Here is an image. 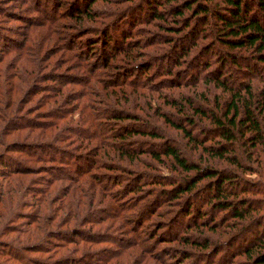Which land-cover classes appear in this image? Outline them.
Listing matches in <instances>:
<instances>
[{"label": "trees", "instance_id": "obj_1", "mask_svg": "<svg viewBox=\"0 0 264 264\" xmlns=\"http://www.w3.org/2000/svg\"><path fill=\"white\" fill-rule=\"evenodd\" d=\"M80 1L83 3L79 4ZM96 1L58 0L59 7L66 5L65 10L53 14L54 19L68 18L67 22L57 26L71 29L78 23L79 26L90 24L96 28V32L90 31L94 37L78 36L85 38L80 42L81 47L88 44L87 48L91 49L99 45L97 53H88L95 55L92 60L84 50L77 54L81 66L92 67L93 72L83 77L74 94V90L65 88L67 84L61 83L44 96L46 104L62 105L55 112H49L48 120L35 121L21 116L18 118L20 126L14 124L9 134L28 128L51 135L53 143H26L20 151L30 154L33 159L46 158L58 163L51 170V176L56 180L67 178L79 182L74 188L77 204L66 207V217L76 216L74 209L79 211V206L84 205L82 198L86 186L91 199L97 194V189L94 190L97 186L93 187V183L86 179L84 183L83 176L88 175V170L78 167L77 160H86L87 169L97 167L113 173L119 169L111 162L119 157L129 166L127 171L133 178L127 176L122 186L125 197L155 195L152 201L156 210H151L150 216H161L162 204L168 205L167 211L175 207L169 217L170 228L178 224L179 231L154 233L148 239L150 241L145 242L134 230L137 226L139 232L141 216L135 220V226L126 228V231L131 230L128 233L134 238L127 240L119 252L112 253L114 261L111 262L109 256L104 260L103 255L102 262L96 264H152L147 249L154 246L150 242L155 235L158 243L182 245L178 248L179 256L176 255V258L181 257L180 263L191 259L197 251L198 255H209V261L218 256L212 264H233L237 257L245 258L244 262L237 264H264V0H140V6L146 5L148 10L145 12L151 20L148 16V19L141 18L139 23L164 31L158 35L161 46H168L162 48L164 52L160 57L164 55L163 60L147 56L146 51L153 47L150 41L130 40L139 32L135 26L142 15L141 9L138 17L132 19L129 10L120 13H115L116 10L94 11L90 7ZM110 12L113 13L111 18ZM121 22L133 24L126 29ZM111 30L118 31L119 37L112 35ZM57 31L52 26L42 36L47 38L46 35L56 34L57 37ZM133 31L137 32L132 34ZM109 44L110 50L107 49ZM35 51V55L32 53L27 58L31 63L34 61V66L22 65L18 70L16 63L21 61L17 60L13 78L11 74L6 76L3 85L7 86L9 98L12 93L21 91L20 85L13 84L18 72L23 77L28 72L31 80L34 74L38 79L35 68H38L36 56L40 54L38 48ZM3 58L5 56L0 57V61ZM144 61L150 62L144 65ZM132 63L135 70H140L139 73L143 70L146 74L127 73V68L134 69L129 66ZM154 65L156 67L152 68ZM113 68L117 75L126 77L114 82L101 78V74L108 71V75ZM234 73L239 77L237 81ZM152 76H157L158 81L167 77L156 85L163 84L161 87L167 89L156 90ZM85 79L88 82L84 84ZM21 93L25 95L26 91ZM102 97L109 98L113 106L106 110L98 107ZM128 103L132 108L123 107ZM76 111L80 112L78 119L74 118ZM143 113L151 119L140 122ZM6 115V122L10 123L12 119L7 112ZM131 120L134 122L124 123ZM108 125L110 129L106 131ZM126 140L138 143L139 147L127 145ZM63 142L67 147H75L76 151L92 152L94 157L66 152L57 144ZM47 152L55 153L48 155ZM0 155L1 163L6 154L3 151ZM74 163L76 173L71 170ZM143 169H148L145 170L147 173ZM9 170L13 171V176L25 173L23 171L28 168L21 164L18 169ZM203 206H209L206 214L201 210ZM155 224L159 225L158 230L163 228L160 221ZM11 243L17 242L11 240ZM3 249L13 251L9 243ZM14 257L21 258L16 253ZM23 260L27 264L65 263L64 260L63 263H54L28 257ZM219 260L223 262L218 263ZM160 262L163 264L162 260Z\"/></svg>", "mask_w": 264, "mask_h": 264}, {"label": "rangeland", "instance_id": "obj_2", "mask_svg": "<svg viewBox=\"0 0 264 264\" xmlns=\"http://www.w3.org/2000/svg\"><path fill=\"white\" fill-rule=\"evenodd\" d=\"M75 1L72 0V2ZM82 3L83 1L79 2V4ZM65 6L59 7L58 0H0V57L5 56V59L3 58V61H0V142L2 143V145L0 144V153L4 151V155L6 154L5 156L3 155V161L0 163V230H2L0 233V264H27L23 260L25 257L45 260L44 262L63 263L65 261L64 264H67L71 259L75 260L69 264L101 263L103 255L104 260L108 256L111 258L112 253L115 252L114 254H116L119 252L122 249L121 247L124 248L127 244V240L130 241V238H134V235L128 233L131 230L126 231V228L135 226V220H139L141 216L143 220L138 224L140 227L139 232L137 226L134 227V230H137L136 234L139 235L138 237L144 239L145 242L150 241L148 239L154 233L165 234L169 233V230L171 232H177L180 229V225L178 224L175 226L172 225L173 227L170 228L172 222L171 220L169 221V217L175 207H171L167 211L168 205L162 204L160 210V212H163L162 215L159 217L158 215L150 216L151 210H156L154 202L152 201L155 195L132 194L130 198L125 197V194L121 192L122 186L127 181V176L132 180L133 178H131V173L128 174L127 170L129 166L126 162L119 160V157H115L113 162H111L119 169V171L113 173L106 172L103 168L98 169L97 167L87 169L86 160L79 161L76 159L79 162L77 163L78 167L83 171L88 170V175L86 177L84 175L83 180L85 181L86 179L92 182L93 187L97 186L94 188V190L97 189V194L91 199L89 197L90 191L87 190L88 186L84 185L86 186L84 190L85 196L82 198L84 205L79 206V211L78 209L72 208L76 211V216L68 215L66 217L68 210L66 207H69L71 204H77V195L74 194L76 193L74 188L79 182L74 183L67 178L56 180V178L51 176V170L58 163L46 160V158L43 160L33 159L30 154L20 151L21 146L26 143L35 145L38 143H53V140L50 138L51 135L48 133L42 134L41 131L36 129L28 130V128L23 129V131H21L22 129L20 131L16 130L9 134V129L14 124L20 126V120L18 118L21 116L35 121L48 120L47 118L49 117L47 115L50 114L49 112H55L56 108L58 107L60 109L62 105L50 106V104H46L44 96L61 83L67 84L65 88L68 91L74 90V94L81 86L83 77L89 76L93 72L92 67L89 68L87 65L81 66L77 54H80L79 51L82 52L84 50V54L92 60L95 58V55H88V53L89 51L97 53L100 49L98 47L99 45H95V47L90 49L87 48V44V47L82 46V48L80 42L85 38L84 36H78L85 34L86 36H92L93 33L90 31L94 30L96 32V28L93 29L94 26L90 24L79 26L78 23L76 25L73 24L74 28L71 29L62 25L57 26L58 24L64 23V21H68V18L65 19L63 17L62 19H57L55 17L54 19L53 16L56 12L64 11ZM90 8L99 13L107 11L115 12V10V13H120L123 10H129V13L133 15L132 19L138 17L141 9L142 15L140 19L138 17L136 21L138 24L135 26L139 32L133 31L132 33L137 32L138 35H132L133 37L130 40L150 41L153 47L146 52L149 54L147 56L151 57L153 55L154 59L159 58L160 54L164 52L162 48L168 47H162L158 37V35L164 34L163 30L161 31L158 27L147 23H139L141 18L146 17L148 19L149 16L145 12V10H148L146 5L143 4L140 6V0H98ZM169 16L170 14L167 15V17ZM109 17H113V13ZM149 17V20H151V16ZM52 21L57 24H54ZM121 24L125 26L124 28L128 29L133 23L121 22ZM52 26L58 30L57 37L55 36L56 34L46 35L47 38L43 37L42 34ZM111 33L116 38L119 37L118 31L111 30ZM111 33L109 32L108 34L111 35ZM95 35L97 37L99 36L96 33ZM55 37L56 41L53 43L52 40ZM110 45L107 47L108 50H110ZM37 48L38 55L40 54L36 56L38 59V68H35L36 75L39 76L38 79L34 74L32 75L33 80H31L27 76L28 72L24 77L18 72L17 77L13 80V84L20 85L21 91L12 93L9 98L7 86L3 85L7 80L6 76L11 74L10 77L13 78L12 74L16 70L14 62L17 60L21 61L20 63H16L18 70H21L22 65L34 66V61L31 63V60L29 62L27 58L32 53L35 55ZM157 48L162 51L158 52L159 50ZM162 56L160 58L163 60L164 55ZM149 62L144 61L143 64L147 65ZM133 64L129 66L132 67ZM155 67L156 65L152 68ZM132 68L134 69L127 68L128 71L126 72L129 74L135 73V75L140 72V70H135V67ZM114 70L115 68L111 69L108 75V71L104 72V75L101 74V78L106 79L108 82H114L117 79L123 80L126 77L124 75L122 76V74H118L120 75L118 76ZM183 73L182 75L186 76ZM139 74L142 76L146 72L141 70ZM236 75H234L235 81L239 78ZM164 78L167 77H161L158 81L157 76H152V84L156 86ZM86 82H88V79H85L84 84ZM160 85L162 86L163 84ZM164 85H167L166 82H164ZM123 86L125 87L126 85ZM161 86H156V90L167 89ZM134 87L135 85H133ZM22 90L26 91L25 95L21 93ZM127 91H131V89L127 88ZM73 94L71 95L73 96ZM22 97L24 98L21 100ZM100 103L101 105L98 107L105 108L104 110L113 106V102L105 97ZM152 103H154V100ZM123 107L132 108V105L128 103L123 105ZM6 112L9 114L10 120L12 119L10 123L9 121L6 122ZM79 113V111H76L74 118L78 119ZM150 119V117L143 113L140 122H147ZM104 122H107V120L104 119ZM133 122L131 120L125 121L124 123L129 124ZM115 124L111 126L113 127ZM4 126L6 127L4 128ZM5 129H7V133ZM107 129H110L109 125L105 127L106 131ZM126 143L135 148L139 147L138 143L131 142V140H126ZM57 144L59 145L58 147H62L66 152L69 150L72 153L77 152L78 156H81L79 154L82 153L87 158L94 157L92 152L87 150L76 151L75 147L71 145L67 147V144L64 142ZM5 145H7L6 148ZM51 153L54 154L55 152H49L48 155ZM56 154L59 156L58 153ZM44 156L47 157V154ZM104 160L110 162L109 159L105 158ZM71 161L73 162V159ZM21 164L25 165L28 170H24L23 172L25 173H15L11 176L13 171L9 169H18L21 167ZM77 165L75 163L73 164L71 168L72 172L76 169ZM3 167L6 168L3 169ZM145 170L148 169H143L142 171L147 173ZM79 171L81 170L79 169ZM74 173L76 172L74 171ZM8 176L11 177L8 178ZM116 180L119 185L115 183ZM73 197L74 203L72 202ZM201 210L206 214L209 206H203ZM215 213L219 214L218 212ZM143 214H145L144 217ZM156 221L161 222L160 226H163L161 230H158L159 225L155 224ZM26 230H30V232L26 233ZM11 240L17 243H11ZM157 241L155 235V238L150 242H153L154 246L147 249L151 255L149 259H151L150 262L152 264H162L160 260L163 261V264H212L213 260L216 262V259H218L217 256L215 259L210 258L209 261V255H198L196 251L191 259L180 263L179 259L181 257H177V259L176 255L179 254L178 248L182 247V245L177 243H158ZM8 243L13 248L12 252L8 249H3L6 248ZM15 248H17L16 250L19 253L15 251ZM14 252L19 254L21 258L16 259ZM85 256L89 257L85 258ZM112 258L111 262L114 261ZM244 261V257H237L233 264ZM221 262L223 261H218V263Z\"/></svg>", "mask_w": 264, "mask_h": 264}]
</instances>
